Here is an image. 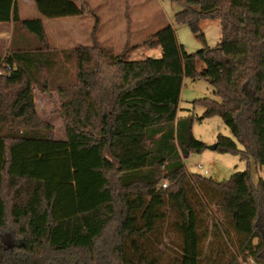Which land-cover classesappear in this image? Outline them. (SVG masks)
<instances>
[{
    "label": "trees",
    "instance_id": "16d2710c",
    "mask_svg": "<svg viewBox=\"0 0 264 264\" xmlns=\"http://www.w3.org/2000/svg\"><path fill=\"white\" fill-rule=\"evenodd\" d=\"M174 1L177 23L205 43L197 52L171 24L143 41L160 57L129 60L97 42L62 52L76 67L75 82L57 87L63 139L34 97L64 78L45 21L0 0V23H13L0 55V264H264V178L246 169L216 181L186 166L207 148L194 121L214 114L232 134H218L217 150L264 166V0ZM35 4L45 19L91 12L81 0ZM206 19L220 22L214 46ZM185 77L208 79L220 97L195 100L202 116L179 115ZM167 232L178 239L172 260Z\"/></svg>",
    "mask_w": 264,
    "mask_h": 264
},
{
    "label": "rangeland",
    "instance_id": "374dc122",
    "mask_svg": "<svg viewBox=\"0 0 264 264\" xmlns=\"http://www.w3.org/2000/svg\"><path fill=\"white\" fill-rule=\"evenodd\" d=\"M22 8L23 18H34L31 0H17ZM86 2L91 12L84 16L70 18L46 19V33L52 49L59 52L61 69L56 70L63 79L56 78L51 82L50 91L35 90V100L39 116L52 127L55 138H66L64 116L61 111V100L58 93V85L72 84L76 79V67L73 58L69 61L63 59L62 52L71 50L77 46L97 44L101 47H109L114 53H123L129 60L144 59L147 57H160V47L143 45L160 28L171 24L177 32L178 42L186 47L188 52H197L205 46V43L195 34L187 24H178L175 13L182 7L174 0H81ZM201 28L206 34V44L214 46L221 38L219 20H203ZM13 23H5L0 27V55L4 56L12 46ZM198 70L205 66L201 60H197ZM179 103V115L185 116L192 112L196 116H202L204 106L195 104V100L202 97H211L220 100L214 94V86L204 78H184ZM193 132L197 138L207 145L216 143L219 133L232 137L230 128L227 127L219 114L207 116L202 121L195 120ZM240 148L243 145L239 143ZM199 165L203 169H199ZM187 168L195 173L212 177L216 181L230 178L235 171L250 169L255 182L259 177L264 178V166L257 165L254 159L241 157L239 153L222 150H212L208 147L200 153H191L186 159ZM207 170V172H205ZM171 236V237H170ZM169 232L164 236L166 260H172L177 250V237ZM173 238L171 243L170 239ZM210 241L209 239H207ZM207 241V243H208ZM16 244H21V239H14ZM245 258L240 264H253Z\"/></svg>",
    "mask_w": 264,
    "mask_h": 264
},
{
    "label": "crops",
    "instance_id": "0c3cea01",
    "mask_svg": "<svg viewBox=\"0 0 264 264\" xmlns=\"http://www.w3.org/2000/svg\"><path fill=\"white\" fill-rule=\"evenodd\" d=\"M32 1V6H33V10H35L36 9V12L35 11H33V13H34V18H37V17H41L44 21H45V24H47V22H46V19L45 18H43L42 16H41V14H40V12H39V10H38V7L36 6V4H35V0H31ZM18 2V1H17ZM19 10H20V16H21V12H22V8H20V5H19ZM5 23H9V22H5ZM5 23H0V27L3 25V24H5ZM162 50V49H161Z\"/></svg>",
    "mask_w": 264,
    "mask_h": 264
},
{
    "label": "water",
    "instance_id": "95a60500",
    "mask_svg": "<svg viewBox=\"0 0 264 264\" xmlns=\"http://www.w3.org/2000/svg\"><path fill=\"white\" fill-rule=\"evenodd\" d=\"M252 98V97H251ZM207 147L209 149H212V150H216L217 149V143L213 144V145H207Z\"/></svg>",
    "mask_w": 264,
    "mask_h": 264
},
{
    "label": "built area",
    "instance_id": "2783aa9c",
    "mask_svg": "<svg viewBox=\"0 0 264 264\" xmlns=\"http://www.w3.org/2000/svg\"><path fill=\"white\" fill-rule=\"evenodd\" d=\"M199 169H203V166L202 165H199ZM205 172H207V170H205ZM166 186H167V184L164 183V187H166Z\"/></svg>",
    "mask_w": 264,
    "mask_h": 264
}]
</instances>
